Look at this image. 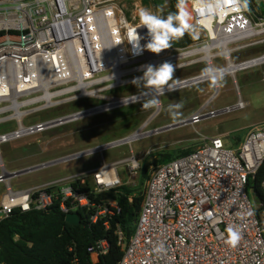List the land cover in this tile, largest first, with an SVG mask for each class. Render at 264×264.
Returning a JSON list of instances; mask_svg holds the SVG:
<instances>
[{
  "label": "built area",
  "instance_id": "obj_1",
  "mask_svg": "<svg viewBox=\"0 0 264 264\" xmlns=\"http://www.w3.org/2000/svg\"><path fill=\"white\" fill-rule=\"evenodd\" d=\"M253 1L248 0L242 13L229 12L214 21L211 28L199 30L198 37L186 46L133 55L127 39L132 29L139 27L137 3H133L134 13H126L121 0H0V220L15 210L44 211L59 200L64 214L81 208L89 223L102 221L108 229V219L119 212V207L115 200L98 198L122 184L119 167H125L126 173L135 177L140 163L132 151L126 158L106 162L102 151L166 128L169 124L146 130L159 115L160 104L123 140L34 165L42 169L99 152L96 166L26 188H13L11 179L19 175L5 167L1 146L123 107L108 105L109 100H122L128 95L114 97L117 95L109 93L140 76L138 67L142 64L167 60L175 70L191 68L192 74L176 80V90L210 82L197 72L206 66L224 70L235 65L238 68L234 73H223L234 79L238 71L264 64L259 61L264 55L237 63L232 60L233 55L264 42L260 38L264 19L252 11ZM187 3L191 8L193 0ZM194 16L198 13L194 12ZM136 31L144 35L147 30L141 26ZM145 42L141 40V44ZM212 87L211 96L215 97L219 83ZM86 97L106 102L62 117L26 123L37 113ZM148 99L145 95L140 101ZM245 106L239 99L223 108L205 111L201 107L188 117L187 124ZM263 161L264 124L250 131L235 147L226 146L219 135L206 137L190 153L156 166L145 183L129 240H124L119 229L116 231L122 249L118 264H264V219L256 217L259 203L253 202L249 194L256 198L252 180ZM260 186L264 194V180ZM229 225L239 229L234 245L227 242ZM161 244L163 250L158 251ZM107 247L103 240L89 248L91 261L97 262ZM68 251L72 252V248ZM68 264H80L75 254Z\"/></svg>",
  "mask_w": 264,
  "mask_h": 264
},
{
  "label": "rangeland",
  "instance_id": "obj_2",
  "mask_svg": "<svg viewBox=\"0 0 264 264\" xmlns=\"http://www.w3.org/2000/svg\"><path fill=\"white\" fill-rule=\"evenodd\" d=\"M251 3L253 12L264 19V2L254 0ZM126 5V13L136 10L133 3L140 8H150L158 14H167L172 11L176 0H121ZM139 8V9H140ZM138 9V10H139ZM163 9V13H161ZM264 38V25L261 27ZM264 55V42L249 47L232 56L234 63L243 59ZM203 68L197 70L202 72ZM191 68L175 70L174 78L178 80L192 74ZM139 74H142L141 72ZM171 82V81H170ZM219 90L216 97L209 100L213 93L210 82H204L188 88L171 91L159 96L161 111L154 118L146 130L182 121L193 115L201 107L205 111L223 108L232 105L241 99L246 106L230 113L209 118L197 124H185L176 128L160 131L158 134L147 136L129 144H121L104 149L102 155L106 162L126 158L132 151L141 166L147 167V173L156 167L155 162L164 154H176L179 151L195 149L206 137L219 135L226 146L235 147L240 144L247 134L264 124V64L238 71L235 78L223 76L219 81ZM143 91V90H141ZM138 92L131 83L109 94L126 96ZM105 98V97H104ZM149 100V99H148ZM148 100L135 104L114 108L112 110L84 117L63 125H59L45 132L8 142L1 146V154L8 171H18L49 160L73 153L85 148H91L106 142L122 139L136 131L143 121L152 113L155 107H143ZM99 98H81L55 107L46 112L35 114L26 123L41 121L47 118H57L78 112L80 109L105 103ZM182 102L178 117L171 115L169 105ZM119 103L113 105L118 106ZM100 160V153L93 152L86 156L69 160L60 164L24 173L11 179L13 188H26L69 173L96 166ZM120 180L123 184L135 187L136 194L144 190L145 183H139L140 173L130 177L125 167L118 168ZM3 186L0 184V196ZM253 202H257L252 197Z\"/></svg>",
  "mask_w": 264,
  "mask_h": 264
},
{
  "label": "trees",
  "instance_id": "obj_3",
  "mask_svg": "<svg viewBox=\"0 0 264 264\" xmlns=\"http://www.w3.org/2000/svg\"><path fill=\"white\" fill-rule=\"evenodd\" d=\"M174 10L175 6L172 8V11ZM193 41L190 34H185L181 39L174 41L172 47H183ZM193 150L179 151L174 155L164 154L155 164L161 165ZM139 173L141 175L139 183L143 185L149 178L147 167L140 165ZM262 180H264V161L252 180L255 197L259 203L255 209L259 221L264 219V194L260 186ZM136 191L135 187L122 183L98 198V201L106 198L115 200L119 207V212L108 219V229H105L102 221L96 224L89 223L87 213L81 208L74 210L80 219V224L77 226L68 224L65 222V214L59 209V200L53 201L44 211L33 209L28 212L13 211L9 217L0 220V262L68 264L75 254L80 264H118L122 257V249L116 231L118 229L121 231L125 241H128L132 235L144 190L137 194ZM103 240L107 242V251L99 255L97 262L93 263L88 249ZM69 247L72 248V252L68 251Z\"/></svg>",
  "mask_w": 264,
  "mask_h": 264
},
{
  "label": "clouds",
  "instance_id": "obj_4",
  "mask_svg": "<svg viewBox=\"0 0 264 264\" xmlns=\"http://www.w3.org/2000/svg\"><path fill=\"white\" fill-rule=\"evenodd\" d=\"M247 6L248 0H231V2L230 0H193L190 8L187 0H176L175 10L168 11L166 15L158 14L150 8L141 7L136 15L139 27L143 26L147 31L141 35L136 31L139 27L133 28L127 39V44L131 45L133 55H140L144 50L160 53L162 50L171 48L173 42L181 39L185 34H190L193 39H196L199 30L211 28L219 17L229 12L242 13L247 9ZM160 11L163 13V9ZM194 12L198 13V16H194ZM141 40L146 42L141 44ZM138 71L142 74L130 81L138 89V94L128 93L126 98H122L123 104L140 102L143 96L149 95L148 90L150 89L155 94L151 95L150 99L142 106L145 108L158 107L160 95L176 90L175 65L171 61L166 60L155 65L142 64L138 67ZM202 75L215 86L222 79L223 70L206 66L202 70ZM182 106V102L169 105L174 118L180 115L176 110ZM226 231L227 242L234 245L239 238V229L229 225ZM157 250L162 251L163 244L159 245Z\"/></svg>",
  "mask_w": 264,
  "mask_h": 264
},
{
  "label": "water",
  "instance_id": "obj_5",
  "mask_svg": "<svg viewBox=\"0 0 264 264\" xmlns=\"http://www.w3.org/2000/svg\"><path fill=\"white\" fill-rule=\"evenodd\" d=\"M187 122H188V118H186V119H184L182 121L176 122V123H171V124L167 125L166 128H164L163 130L170 129V128H176V127H179V126L187 124ZM123 139H125V138H123ZM123 139H121V140H123ZM39 168H41V167L32 166V167H28V168H24V169L18 170L15 173L17 175H20V174H24V173L35 171V170H37ZM65 222H67L68 224H70L72 226H77V225L80 224V219H79L77 213L70 212V213L65 214Z\"/></svg>",
  "mask_w": 264,
  "mask_h": 264
},
{
  "label": "bare ground",
  "instance_id": "obj_6",
  "mask_svg": "<svg viewBox=\"0 0 264 264\" xmlns=\"http://www.w3.org/2000/svg\"><path fill=\"white\" fill-rule=\"evenodd\" d=\"M260 61V63H264V56L261 58V60H259ZM238 67L237 66H235V65H232V66H229L227 69H224L223 70V73L224 74H228V73H234V71H235V69H237ZM148 93H149V95H147V96H151V95H154L155 93H152V90H148ZM216 97V96H215ZM159 98V97H158ZM214 98V96L213 97H211L209 100H211V99H213ZM115 103H119L118 104V106H120V105H126V104H123L122 103V100H117V99H110L109 100V104L108 105H113V104H115ZM142 129H140L138 132H140ZM129 139H131V137L130 138H128L127 140H129Z\"/></svg>",
  "mask_w": 264,
  "mask_h": 264
}]
</instances>
